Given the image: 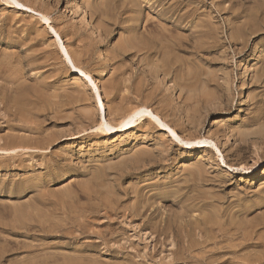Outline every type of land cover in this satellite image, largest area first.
I'll return each instance as SVG.
<instances>
[{
  "label": "rangeland",
  "instance_id": "1",
  "mask_svg": "<svg viewBox=\"0 0 264 264\" xmlns=\"http://www.w3.org/2000/svg\"><path fill=\"white\" fill-rule=\"evenodd\" d=\"M21 1L36 10L0 0V84L10 86H0V101L9 97L0 102L9 103L0 105V149H27L0 154V264H264V0ZM151 39L169 50L150 56ZM147 103L171 129L148 126L144 111L140 129L111 134L107 122ZM177 137L195 142L186 148ZM217 207L243 221L237 243L253 236L260 245L223 261L214 238L200 248L218 231ZM238 209H251L249 224Z\"/></svg>",
  "mask_w": 264,
  "mask_h": 264
},
{
  "label": "bare ground",
  "instance_id": "2",
  "mask_svg": "<svg viewBox=\"0 0 264 264\" xmlns=\"http://www.w3.org/2000/svg\"><path fill=\"white\" fill-rule=\"evenodd\" d=\"M24 1H25V0H24ZM27 1H28V0H27ZM74 1H75V0H67L68 5H69V6L73 5V4H74ZM179 1H180V0H179ZM6 2H7V3H6ZM6 2H5V3L8 4L9 7H17V8H20V9H21V8H28V9H30V11H34V10H36V9H34L33 7L27 5V4H26V1H25V2H22L21 0H6ZM169 2H170V1H169ZM30 3H31V2H30ZM177 3H178V2H177ZM177 3H176V4H177ZM182 3H183V2H182ZM184 3H185V2H184ZM186 3H187V2H186ZM170 4H172V3H170ZM189 4H190V3H189ZM162 5H163V4H162ZM187 6H188V5H187ZM181 7H182V6H181ZM178 8H179V7H178ZM28 9H27V10H28ZM172 9H173V8H172ZM172 9H171V10H172ZM182 9H183V8H182ZM166 10H167V9H166ZM174 10H175V9H174ZM37 12H38V11H37ZM83 12H84V14H85V11H83ZM176 12H177V10L175 11V13H176ZM188 12H189V11H188ZM35 13H36V12H35ZM38 13H39V12H38ZM161 13H162V12H161ZM167 13H168V12H167ZM169 13H170V12H169ZM178 13H179V12H178ZM40 14H41V13H39V15H40ZM46 14H47V13H46ZM46 14H45V15H46ZM160 15H161V14H160ZM174 15H175V14H174ZM42 16H43V15H42ZM132 16H133V15H132ZM45 17L47 18V16H45ZM127 17H128V16H127ZM168 17H169V16H168ZM168 19H170V17H169ZM166 26H167V25H166ZM167 27H168V26H167ZM167 27H166V28H167ZM196 28H197V26H196ZM129 29H130V28H129ZM168 29H169V28H168ZM151 31H152V29H151ZM158 31H159V29H158ZM200 31H201V30H200ZM164 32H165V31H164ZM154 33H155V32H154ZM159 33H160V32H159ZM159 33L157 32V33H155V34H159ZM165 33H166V32H165ZM146 34H147V33H146ZM152 34H153V33H152ZM168 34H169V33H168ZM165 35H166V34H165ZM169 35H170V34H169ZM178 35H179V34H178ZM180 35H181V34H180ZM149 36H150V35H149ZM157 36H158V35H156V36H154V37H156V39H157ZM160 36H161V35H159V37H160ZM181 36H182V38L184 37L183 35H181ZM143 37H146V36H143ZM152 37H153V35H152ZM159 37H158V38H159ZM164 37H165V36H164ZM164 37H163V38H164ZM172 37H174V36H172ZM176 37L178 38V36H176ZM148 38H149V37H148ZM161 38H162V37H161ZM161 38H159L160 41H161ZM182 38H180V39H178V40H181ZM139 39H140V37H139ZM145 39H147V37H146ZM168 39H169V37H168ZM136 40H137V39H136ZM148 40H150V39H148ZM166 40H167V39H166ZM171 40H172V38H171ZM173 40H174V39H173ZM182 40H183V39H182ZM138 41H140V40H138ZM138 41H136V42H138ZM151 41L153 42V46H150V44H149L150 47L147 48V49H148L147 51H145V52H147V54L150 53V56H152V55H153V56H156V55H158V54H161V53L163 52V50H164V47H165V50H166V47H168V46L170 47V45L168 44L169 42L167 43L168 46H166L167 44H166L165 42H164L165 44H164V43H159V42L155 41V39H154V40L151 39ZM140 42H141V41H140ZM171 42H172V41H171ZM176 42H177V39H176ZM178 42H179V41H178ZM178 42H177V43H178ZM187 42H188V40H187ZM127 43H128V42H127ZM131 44H133V43H131ZM139 44H140V43H139ZM143 44H144V42H143ZM145 44H146V46H147V43H145ZM128 45H129V44H128ZM171 45H172V44H171ZM124 46H125V45H124ZM133 46H134V45H133ZM133 46H131V47L134 48V49H136L135 47H138L139 45H138V46H135V47H133ZM174 46H175V45H174ZM174 46L172 47V49L174 48ZM169 47H168V48H169ZM138 48L140 49V47H138ZM161 48H162V49H161ZM168 48H167V50H169ZM175 48H176V47H175ZM185 48H186V46H185ZM185 48H184L183 45H182V46L180 45V46L178 47V49H179L180 51H183V52L185 51V52H187V49H185ZM178 49H177V50H178ZM137 50H138V49H137ZM137 50H136V52H137ZM167 50H166V51H167ZM140 51H141V49H140ZM140 51H138V54H140V53H139ZM142 51H144V50H142ZM136 52H135V53H136ZM172 53H173V52H171V54H172ZM174 53H175V52H174ZM174 53H173V54H174ZM177 53L179 54L180 52H176V54H177ZM126 54H127V53H126ZM141 54H142V53H141ZM144 54H145V53H144ZM144 54H143V55H144ZM169 54H170V52H169ZM169 54H168V55H169ZM171 54H170V58H171ZM176 54H175V55H176ZM178 54H177V55H178ZM133 56H134V55H133ZM180 56H181V55H180ZM173 57H174V55H173ZM173 57H172V58H173ZM175 57H176V56H175ZM144 58H145V57H144ZM151 58H152V57H151ZM155 58H156V57H155ZM159 58H160V57H158V59H159ZM166 58H167V57H166ZM179 58H180V57H179ZM179 58H178V60H180ZM181 58H182V57H181ZM140 59L142 60V59H143V56H141ZM140 59H139V61H141ZM160 59H161V58H160ZM160 59H159V60H160ZM163 59H164V57H163ZM168 59H169V58H168ZM135 60H136V59H135ZM151 60H152V59H150V61H151ZM156 60H157V59H156ZM164 60H165V59H164ZM166 60H167V59H166ZM176 60H177V58H176ZM176 60H174V62H176ZM178 60H177V61H178ZM144 61H145V60H144ZM142 62H143V61H142ZM145 62H146V61H145ZM153 62H154V61H153ZM161 62H162V61H161ZM165 62L167 63V61H165ZM165 62H163L162 64H164ZM168 62H169V60H168ZM170 62H171V59H170ZM172 62H173V61H172ZM174 62H173V64H174ZM140 63H141V62H140ZM146 63H147V62H146ZM151 63H152V62H151ZM155 63H156V62H155ZM178 63H179V62H178ZM147 64H148V63H147ZM171 64H172V63H171ZM171 64H170V65H171ZM173 64H172V66H173ZM152 65H154V63H152ZM157 65H158V63H157ZM165 65H166V64H165ZM170 65H169V66H170ZM158 66H159V65H158ZM175 66H176V63H175ZM175 66H174V67H175ZM159 67H160V66H159ZM163 67H164V66H163ZM165 67H166V66H165ZM74 68H75V70L78 69V70H76V71L79 72L78 74H80L81 76H84V70H82L81 68L77 67V65H75ZM180 68H181V67H180ZM1 69H2V68H1ZM154 69H155V68H154ZM161 69H162V68H161ZM168 69H169V67H168ZM172 69H173V68H172ZM182 69H183V67H182ZM79 70H80V71H79ZM149 70H150V71H153L152 67H151V69H149ZM169 70H170V69H169ZM1 71H3V70H1ZM4 71H6V70L4 69ZM12 71H13V70H12ZM147 71H148V70H147ZM150 71H149V73H150ZM154 71H157V72H158V68H156ZM159 71H160V70H159ZM170 71H171V70H170ZM177 71H178V69H177ZM6 72H7V71H6ZM9 72H10V71H9ZM102 72H105V69L102 70ZM106 72H107V71H106ZM166 72H167V71H166ZM151 73H152V72H151ZM163 73H164V71H163ZM169 73H171V72H169ZM169 73H166V74H169ZM3 74H4V73H3ZM10 74H11V73H10ZM10 74H9V76H10ZM117 74H118V73H117ZM155 74H156V73H155ZM18 75H19V74H18ZM152 75H153V74H152ZM152 75H151V76H152ZM3 76H4V75H3ZM13 76H14V75H13ZM153 76H154V75H153ZM167 76H168V75H167ZM0 77H1V76H0ZM149 77H150V75L148 76V79H149ZM148 79H147V82H148ZM150 80H152V79H150ZM153 80H154V79H153ZM154 81H155V80H154ZM129 82H130V81H129ZM149 82H150V81H149ZM6 83H7V82H6ZM9 83H12V82H9ZM152 83H153V82H152ZM0 86H1V88H3V87H4V88H7V87H5V86H2L1 84H0ZM7 86H8V85H7ZM9 87H10V86H9ZM9 87H8V88H9ZM137 87H138V86H137ZM139 87H140V85H139ZM8 88H7V89H8ZM105 88H106V87H105ZM141 88H142V86H141ZM155 89H156V88H155ZM11 90H12V88H11ZM106 90H107V89H106ZM106 90H105V91H106ZM156 90H158V88H157ZM4 91H5V89H4ZM110 91H112V90H110ZM137 91H138V89H137ZM154 91H155V90H154ZM0 92H1V91H0ZM7 92H8V90H7ZM10 92H11V91H10ZM12 92H13V91H12ZM112 92H113V91H112ZM128 92H129V91H128ZM135 92H136V91H135ZM139 92H140V91H139ZM141 92H143V91H141ZM144 92H145V90H144ZM144 92H143V93H144ZM146 92H147V91H146ZM146 92H145V93H146ZM23 93H24V92H23ZM137 93H138V92H137ZM151 93H153V92H150L148 96H150ZM0 94H1V93H0ZM4 94H5V93H4ZM9 94H11V93H9ZM12 94H13V93H12ZM21 94H22V93H21ZM21 94H20V95H21ZM126 94H127V93H126ZM135 94H136V93H135ZM140 94H142V93H140ZM140 94H139V96H140ZM147 94H148V92H147ZM2 95H3V93H2ZM2 95H1V96H2ZM7 95H8V94H7ZM7 95L5 94V96H7ZM109 95H110V94H109ZM117 95H118V94H117ZM131 95H132V94H131ZM137 95H138V94H137ZM155 95H156V94H155ZM157 95H158V93H157ZM157 95H156V96H157ZM183 95H184V94H183ZM8 96H9V95H8ZM11 96H12V95H11ZM13 96H14V95H13ZM24 96H25V95H24ZM27 96H28V95H26L25 97H27ZM135 96H136V95H135ZM145 96H147V95H145ZM145 96H144V98H145ZM152 96H153V95H152ZM164 96H165V95H164ZM2 97H3V96H2ZM17 97H18V96H17ZM21 97H22V96H21ZM21 97H20V98H21ZM132 97H133V96H132ZM132 97H131V99H130V98H128V99L132 100ZM137 97H138V96H137ZM158 97H159V95H158ZM166 97H167V96H166ZM23 98H24V97H23ZM28 98H29V96H28ZM146 98H149V97H146ZM150 98H151V97H150ZM152 98H153V97H152ZM154 98H155V97H154ZM156 98H157V97H156ZM156 98H155V99H156ZM160 98H161V97H160ZM164 98H165V97H164ZM2 99H4V97H3ZM2 99H1V101H2ZM5 99L9 100V97H6ZM5 99H4V100H5ZM18 99H19V98H18ZM133 99H134V98H133ZM161 99H162V98H161ZM30 100H31V99H30ZM30 100H29V102L32 103V101H30ZM86 100H87V98H86ZM130 100H129V101H130ZM137 100H138V99H137ZM137 100H136V101H137ZM140 100H141L140 102H142V103L144 102V100L142 101V98H140ZM152 100L154 101V99H152ZM152 100H151V101H152ZM157 100H158V99H157ZM162 100L165 101V99H162ZM1 101H0V102H1ZM15 101H17V100H15ZM15 101L13 102L14 104H15ZM18 101L20 102V99H19ZM18 101H17V102H18ZM136 101H135V102H136ZM148 101H149V100H148ZM3 102L5 103V101H3ZM9 102H11V100H10ZM19 102H18V103H19ZM112 102H113V101H112ZM137 102H138V101H137ZM140 102H139V103H140ZM145 102H147V101H145ZM145 102H144V103H145ZM154 102H155V101H154ZM161 102H163V101H161ZM4 103H1L2 105H1V104H0V105L3 106ZM11 103H12V102H11ZM148 103H149V102H148ZM148 103H147V105H140V106L137 105L136 107H133L134 109L132 108V110H130V112H129L128 114H126V115L122 118V120H120V122H119L117 125H115V126H111V125H109V123L107 122V123H106V124H107V128L109 129V131L111 132V134H117V133H120V132H126V131H128L129 129H131V128H135V127H138V128H139V127H142V125L145 123V121L142 119L143 115H146L144 111H147V113L149 114V118L147 119V120H148V124H149L148 126H151V127H154V128H160V130H163L164 128L171 129V128H170V125H171V124H170L169 122H167V120H166L165 118L162 119L161 117H159V115L157 114V112L154 111V109H150L149 106H148ZM150 103H152V102H150ZM7 104H9V103H7ZM7 104H6V105H7ZM23 104H24V103H22V105H23ZM27 104H29V103H27ZM32 104H33V103H32ZM87 104H88V103H87ZM112 104H113V103H112ZM152 104H154V103H152ZM4 105H5V104H4ZM6 105H5V106H6ZM17 105H19V104H17ZM30 105H31V104H30ZM114 105H115V103H114ZM149 105H151V104H149ZM28 106H29V105H28ZM88 106H89V105H88ZM169 106H170V105H169ZM6 107H7V106H6ZM6 107H5V108H6ZM12 107H13V106H12ZM16 107H18V106H16ZM21 107H22V106H21ZM167 107H168V106H167ZM8 108H9V107H8ZM14 108H15V107H14ZM14 108H13V109H14ZM24 108H25V107H24ZM24 108H22V110H23ZM26 108H27V107H26ZM28 108H29V107H28ZM240 108H241V107H240ZM1 109H2V108H1ZM13 109H12V110H13ZM3 110H4V109H3ZM241 110H242V109H241ZM17 111H18V110H17ZM28 111H29V109H28ZM110 111H111V109H110ZM4 112H5V111H4ZM24 112H25V111H24ZM39 112H41V111H39ZM26 113H27V112H26ZM89 113H91V112H89ZM118 113H119V112H118ZM126 113H127V112H126ZM141 114H142V115H141ZM0 115H1V114H0ZM56 115H57V114H56ZM58 115H59V114H58ZM85 115H86V114H85ZM123 115H124V114H123ZM5 116H6V115H5ZM38 116H39V115H38ZM49 117H50V116H49ZM51 117H53V116H51ZM57 117H58V116H57ZM27 118H28V117H27ZM84 118H85V117H84ZM37 119H38V118H37ZM85 119H86V118H85ZM13 120H14V119H13ZM38 120H39V119H38ZM87 120H88V119H87ZM115 120H116V119H115ZM156 120H157V122H156ZM168 121H169V120H168ZM24 122H25V121H24ZM43 122H44V121H43ZM4 123H5V121H4ZM111 124H112V123H111ZM184 125H185V124H184ZM180 128H181V127H180ZM34 129H35V128H34ZM39 129H40V128H39ZM100 129H101V128H100ZM139 129H140V128H139ZM41 131H42V130H41ZM182 131H183V130H182ZM37 132H38V131H37ZM173 132L175 133V131H173ZM41 133H42V132H41ZM143 137H144V136H143ZM15 138H20V139H21V137H18V136L15 137ZM146 138H147V137H146ZM177 138H178V140L180 141L181 146H182V145H183V147L186 146V148L191 147V145L195 142V141H191V140H183V139H181V137H180V138L177 137ZM20 139H19V140H20ZM25 139H26V138H25ZM25 139H23V137H22V141H25ZM27 140H28V139H26L25 142H27ZM29 140H30V139H29ZM29 140H28V141H29ZM35 140H36V139H35ZM35 140H34V141H35ZM32 142H33V141H32ZM32 142H31V143H32ZM36 142H37V141H36ZM38 142H39V141H38ZM40 142H41V141H40ZM23 143H24V142H23ZM23 143H22V144H23ZM27 143L31 144L30 142H27ZM13 144H14V141H13ZM17 144H18V143H17ZM180 144H179V145H180ZM14 145H15V144H14ZM18 145H19V144H18ZM26 145H27V144H26ZM19 146H21V145H19ZM22 146H23V145H22ZM24 146H25V143H24ZM28 146H30V145H27V147H28ZM31 146H32V145H31ZM70 146H71V145H70ZM75 146H76V145H75ZM162 146H163V145H162ZM16 147H17V146H16ZM25 147H26V146H25ZM160 148H162V147H160ZM163 148H164V147H163ZM165 148H166V147H165ZM168 148H169V147H168ZM29 149H31L32 152H33V151L35 152V149H32V148H30V147H29ZM25 150H27V149H25V148H20V147H18V148H14V147H13V149H0V154H4V155L7 154V155H10V156H18V154H19L21 151H25ZM62 150H63V149H62ZM162 150H163V149H162ZM159 151H161V150L159 149ZM170 151H171V149H170ZM36 152H37V151H36ZM43 152H44V150H43ZM142 152H143V151H142ZM161 152H163V151H161ZM161 152H160V155H161ZM24 153H25V152H24ZM24 153H23V154H24ZM28 153H29V152H28ZM63 153H64V152H63ZM163 153H164V152H163ZM163 153H162V154H163ZM167 153H168V152H167ZM164 154H165V153H164ZM65 155H66V154H65ZM134 157H135V156H134ZM164 157H165V155H164ZM20 158H21V157H20ZM132 158H133V157H132ZM14 159H16V158H14ZM89 174H90V173H89ZM92 174H93V173H92ZM67 175H68V174L63 175L62 179L66 178ZM60 180H61V179H60ZM43 188H44V187H43ZM71 189H72V188H71ZM43 190H44V189H43ZM43 190H41V191H43ZM67 191H68V189H67ZM133 191H134V190H133ZM45 192H46V191H45ZM45 192L43 191L42 193L45 194ZM68 192H69V191H68ZM69 193H70V192H69ZM71 193H72V192H71ZM82 193H83V192H82ZM62 194H63V193H62ZM62 194H61V195H62ZM72 194H73V193H72ZM240 194H241V193H240ZM66 195H67V193H66ZM258 195H259V194H258ZM160 196H161V195H160ZM216 196H217V195H216ZM245 196H246V195H245ZM263 196H264V195H263ZM263 196H261V197H263ZM89 197H90V196H89ZM89 197H88V198H89ZM142 198L145 199L144 197H142ZM244 198H245V197H244ZM75 199H76V198H75ZM211 199H212V198H211ZM224 199H225V198H224ZM240 199H241V198H240ZM240 199H239V200H240ZM252 199H253V198H252ZM89 200H90V198H89ZM89 200H88V201H89ZM140 200H141V199H140ZM237 200H238V199H237ZM249 200H251V199L249 198ZM253 200H255V199H253ZM253 200H252V201H253ZM263 200H264V198L262 199V201H263ZM108 201H109V200H108ZM161 201H162V200H161ZM179 201H181V200H179ZM185 201H186V200H185ZM242 201H243V200H242ZM245 201H246V200H245ZM247 201H248V199H247ZM145 202H146V201H144V204H143V202H142L141 204H142V205H146L149 201H147V203H145ZM165 202H166V201H165ZM187 202H188V201H187ZM240 202H241V201H240ZM107 203H108V202H107ZM158 203H159V202H158ZM175 203H176V202H175ZM175 203H174V205H175ZM178 203H179V202H178ZM211 203H212V202H211ZM246 203H247V202H246ZM261 203H262V202H261ZM136 204H137V203H136ZM136 204H135V205H136ZM138 204H139V203H138ZM172 204H173V203H172ZM185 204H186V203H185ZM189 204H190V203H189ZM189 204H188V205H189ZM196 204H197V203H196ZM198 204H199V203H198ZM198 204H197V205H198ZM221 204H222V203H221ZM230 204H231V203H230ZM232 204H233V203H232ZM234 204H235V202H234ZM236 204H237V203H236ZM238 204H240V203H238ZM102 205H103V204H102ZM102 205H101V206H102ZM126 205H127V204H126ZM170 205H171V204H170ZM174 205H173V206H174ZM176 205H177V204H176ZM176 205H175V206H176ZM218 205H219V203H218ZM223 205H224V203H223ZM223 205H222V206H223ZM226 205H227V204H226ZM253 205H254V204H253ZM258 205H261V204H260V203H257V204L255 205V207L257 208ZM101 206H100V207H101ZM129 206H131V205H129ZM148 206L150 207V204H148ZM157 206H158V205H157ZM179 206H180V205H179ZM181 206H182V205H181ZM183 206H184V203H183ZM192 206H193V204H192ZM200 206H201V205H199L198 207H200ZM207 206H208V205H207ZM222 206H221V207H222ZM232 206H233V205H232ZM240 206H242V205H240ZM246 206H247V204H246ZM74 207H75V206H74ZM132 207H133V206H132ZM141 207H142V206H141ZM144 207H145V206H144ZM146 207H147V206H146ZM210 207H211V206H210ZM219 207H220V206H219ZM227 207H228V206H227ZM229 207H230V205H229ZM253 207H254V206H253ZM258 207H259V206H258ZM262 207H263V206H262ZM97 208H98V207H97ZM129 208H130V207H129ZM171 208H172V207H171ZM178 208H179V207H178ZM180 208H181V207H180ZM193 208H194V207H193ZM203 208H204V207H203ZM205 208H206V207H205ZM222 208L225 209V206L222 207ZM236 208H237V207H236ZM100 209H101V208H100ZM135 209H136V208H135ZM143 209L146 210V208H143ZM143 209H142V210H143ZM147 209H148V211L150 210L149 208H147ZM169 209H170V206H169ZM182 209L184 210L183 207H182ZM194 209H195V208H194ZM198 209H199V208H198ZM198 209H197V210H198ZM200 209H201V208H200ZM229 209H230V208H229ZM234 209H235V207H234ZM253 209H254V208H253ZM259 209H260V208H259ZM97 210L99 211V208H98ZM97 210L95 211V213L97 212ZM102 210H103V209H102ZM170 210H171V209H170ZM188 210H189V209H188ZM201 210H202V209H201ZM201 210H199V211L202 213L204 210H202V211H201ZM231 210H232V208H231ZM238 210H239V211L241 210V211L239 212L240 214H237V215H242V216L244 217V223H247L246 221L249 220V219H246V218H247V217L249 216V214L251 213V209H244V210H242V209H238ZM255 210H256V209H255ZM139 211H141V209H139ZM146 211H147V210H146ZM146 211H143L142 215H144V212H146ZM184 211H185V210H184ZM193 211H194V210H193ZM207 211H208V209H207ZM207 211H206V212H207ZM209 211H210L209 213L212 214V211H211V210H209ZM217 211H218V207H217ZM252 211H253V210H252ZM260 211H261V210H260ZM263 211H264V210H263ZM56 212H57V211H56ZM99 212H101V211H99ZM99 212H97V213H99ZM102 212H103V211H102ZM129 212H131V211H129ZM129 212H128V213H129ZM137 212H138V211H137ZM162 212H163V211H162ZM180 212H181V211H180ZM190 212H191V211H190ZM190 212H188V214H189ZM197 212H198V211H197ZM206 212H205L204 214L207 215V217H208V214H207ZM215 212H216V210H215ZM218 212H220V213H219V216H218V217H219V218H218V222L216 223V225H218V228H217L218 231H217L215 237H214V236H213V237L211 236L212 239H211V237L208 239V237L206 236L207 238L204 239V240H202V239H203V237H202V239H201L202 241L200 242V240H199V242H200V243H199L200 248H201V247L205 248V246L208 245L207 243H212V242H209V241H213V240L215 239L214 242H215V244L217 245V246H215V247H216L217 250L219 251V253H220L219 256L221 255L220 258H221V260H222V258H223L226 254H228V256H229V253H231V254H236L237 251H239L238 248L241 247V246H244L245 248H246V247H250V248H252V247H258V245H260L259 242H255V243H252L253 241H252V242H249L250 240H253V238H252L253 236H252L251 239H250V236H251V235H249V239H250V240L248 241L249 243H248V242L246 243V245H245V244L243 245L241 242H240V243H237V242H236V241H237V238H238V239H241V238H239L240 236H239V233H238V230H239L238 225H239V224H238V225L236 224V223H238V221H241L240 218H239V220H237V222H235L238 216L235 215L236 218H235V221H234V220H233V217H229V219H228V218L224 215V213H223V209H222V210L220 209V211H218ZM218 212H217V213H218ZM226 212H227V211H226ZM228 212H229V211H228ZM235 212H236V211H235ZM237 212H238V211H237ZM257 212H258V211H257ZM257 212H256V213H257ZM97 213H96V215H98ZM106 213H107V212H106ZM147 213H148V212H147ZM158 213H159V212H158ZM176 213H177V212H176ZM186 213H187V212H186ZM194 213H196V212H194ZM194 213H192V214L195 215ZM201 213H200V214L198 213V214H199L198 217H201L200 219L203 220L202 222H206V220H204V218H205V217L203 216L204 214L202 213L203 219H202V216H200ZM217 213H216V214H217ZM258 213H259V212H258ZM131 214H132V213H131ZM139 214H140V213H139ZM139 214H138V215H139ZM148 214H149V213H148ZM154 214H156V213H154ZM154 214H153V215H154ZM161 214H162V213H161ZM211 214H209V220H210V215H211ZM71 215H72V214H71ZM103 215H104V214H103ZM109 215H110V214H109ZM126 215H127V214H126ZM132 215H133V214H132ZM146 215H147V214H146ZM165 215H166V214H165ZM168 215H169V214H168ZM171 215H172V214L169 215V220H170V216H171ZM181 215H184V216H182V217H184V219H186V218H185V216H186L185 214H182V213H181ZM193 215H191V216L194 218L195 216H193ZM196 215H197V214H196ZM252 215H253V214H252ZM258 215H259V214H258ZM261 215H262V214H261ZM134 216H136V215H134ZM154 216H155V215H154ZM163 216H164V215H163ZM172 216H174V215H172ZM189 216H190V215H188L187 218H189ZM232 216H233V215H232ZM105 217H106V216H105ZM129 217H131V216H129ZM129 217H128V218H129ZM137 217H138V216H137ZM139 217H141V216H139ZM156 217H157V216H156ZM161 217H162V216H160V219H159V217H158L157 222H156L157 224H159V226H160V223H161V222L158 223V220L161 221V220L163 219V218L161 219ZM174 217H175V216H174ZM176 217L181 218V216H176ZM211 217H213V216L211 215ZM240 217H241V216H240ZM51 218H52V217H51ZM144 218H145V215H144ZM146 218H147V217H146ZM146 218H145V219H146ZM151 218H152V217H151ZM153 218H154V217H153ZM153 218H152V219H153ZM165 218L168 219V217H165ZM172 218H173V217H172ZM190 218H191V217H190ZM190 218H189V219H190ZM214 218H215V217H214ZM225 218H227V219H225ZM258 218H259V217H258ZM260 218H261V217H260ZM263 218H264V217H263ZM100 219H101V218H100ZM103 219H104V218H103ZM121 219H122V218H121ZM137 219H138V218H137ZM167 219H166V220H167ZM173 219H174V218H173ZM176 219H177V218H176ZM189 219H188V220H189ZM195 219H196V218H195ZM195 219H194V220H195ZM206 219H207V218H206ZM251 219H252V218H251ZM93 220H94V219H93ZM101 220H102V219H101ZM141 220H142V219H141ZM147 220H148V218H147ZM147 220H146V221H147ZM194 220H193V222H194ZM196 220H197V219H196ZM196 220H195V221H196ZM212 220H213V219H212ZM212 220H210V221H212ZM242 220H243V219H242ZM252 220H253V219H252ZM255 220H256V219H255ZM263 220H264V219H263ZM155 221H156V220H155ZM162 221H163V220H162ZM173 221L175 222V220H173ZM176 221L178 222V220H176ZM180 221H182V220L179 219V222H180ZM184 221H185V220H184ZM184 221H183V222H184ZM190 221H191V219H190ZM259 221H261V220H259ZM148 222H149V220H148ZM166 222L169 223V221H166ZM183 222H182V223H183ZM186 222H187V221H186ZM186 222H184V224H185ZM188 222H189V221H188ZM193 222L191 221V222H189V223H193ZM199 222H200V221H199ZM199 222L196 221V223H199ZM213 222H214V224H215V221H214V220H213ZM241 222H242V224H243V221H241ZM156 223H155V225H156ZM162 223H163V222H162ZM168 223H167V224H168ZM171 223H172V222H170L169 224H171ZM189 223H186V224L189 226ZM196 223H194V224H196ZM211 223H212V222H211ZM256 223H258V221H257ZM256 223H255V224H256ZM262 223H263V222H261V224H262ZM146 224H147V223H146ZM173 224H174V223H173ZM242 224H240V225L244 227V225H242ZM247 224H249V222H248ZM263 224H264V223H263ZM151 225H152V224H151ZM181 225H182V224H181ZM190 225H191V224H190ZM202 225H203V224H202ZM202 225H201V226H202ZM205 225H207V223H206ZM208 225H209V222H208ZM253 225H254V224H253ZM259 225H260V224H259ZM148 226H149V225H148ZM152 226H153V225H152ZM152 226H151V228H152ZM156 226H157V225H156ZM156 226H154V228H155ZM169 226L172 227V226H174V225L171 224V225H169ZM175 226H176V223H175ZM175 226H174V227H175ZM177 226H179V224H177ZM182 226H183V225H182ZM182 226H181V227H182ZM194 226H195V225H194ZM194 226H193V227H194ZM199 226H200V225L197 224V227H198L197 230H199ZM211 226H212V227L210 228V230L212 231V230H213V229H212V228H213V224H212ZM260 226H261V225H260ZM163 227H165V226H163ZM167 227H168V226H167ZM167 227H166V229H167ZM179 227H180V226H179ZM179 227H177L176 229H178ZM181 227H180V228H181ZM207 227H208V226H207ZM209 227H210V225H209ZM248 227H249V226H248ZM253 227H254V226H253ZM257 227H258V225L256 226V228H257ZM157 228H161V226H160V227L157 226ZM180 228H179V229H180ZM200 228H202V227H200ZM203 228H204V226H203ZM246 228H247V227H246ZM256 228H254V229H256ZM259 228H261V227H259ZM124 229H125V228H124ZM135 229H136V228H135ZM161 229L163 230V228H161ZM164 229H165V228H164ZM169 229H170V228H169ZM173 229L175 230V228H173ZM179 229H178V230H179ZM184 229H185V228H184ZM184 229H183V230H184ZM187 229H188V227H187ZM187 229H186V230H187ZM204 229L206 230V227H205ZM243 229H244V228H243ZM243 229H242V232L247 233V232H245L246 230L244 229V231H243ZM247 229H250V228H247ZM251 229H252V228H251ZM143 230H144V229H143ZM150 230H151V229H150ZM158 230H159V229H157V230L155 229L154 231H156L157 233H156V232H153V233H156V235H158V233L161 232L160 230H159V232H158ZM171 230H172V228H171ZM174 230H173V231H174ZM186 230H184V231H186ZM195 230H196V229H195V227H194V230H193V231H195ZM207 230H208V229H207ZM256 230H257V229H256ZM256 230H255V231H256ZM152 231H153V230H152ZM152 231H151V232H152ZM175 231H176V230H175ZM188 231H189V230H188ZM213 231L215 232V230H213ZM239 231H240V230H239ZM248 231H249V230H248ZM114 232H115V231H114ZM171 232H172V231H171ZM171 232H170V234H171ZM190 232H191V231H190ZM199 232H200V231H199ZM201 232H203V231H201ZM250 232L253 233V231L251 230V231L248 232V234H251ZM73 233H74V232H73ZM125 233H126V232H125ZM165 233H167V232H165ZM165 233H164V234H165ZM180 233H181V232H180ZM191 233H192V232H191ZM204 233H205V232H204ZM244 233H242V234H244ZM262 233H263V231H262ZM262 233H261V235L258 234V236H259V237L263 236ZM149 234H150V233H149ZM161 234H163V233L161 232ZM167 234H168V233H167ZM167 234H166V236H167ZM175 234H178V233H175ZM186 234H188V232H186L185 235H186ZM193 234H194V233H193ZM193 234H191V236H194V235H195V234H194V235H193ZM206 234H207V235L209 234L208 231L206 232ZM213 234H214V233H213ZM240 234H241V233H240ZM248 234H247V235H248ZM253 234H254V233H253ZM168 235H169V234H168ZM171 235H173V234H171ZM188 235H189V234H188ZM196 235H197V233H196ZM196 235H195V236H196ZM198 235H201V234H198ZM202 235H203V234H202ZM247 235H245V236H247ZM131 236H132V235H131ZM166 236H165V237H166ZM174 236H175V235H174ZM178 236H179V235H178ZM189 236H190V235H189ZM208 236H209V235H208ZM237 236H239V237H237ZM242 236H243V235H242ZM156 237H157V236H156ZM156 237H155V238H156ZM159 237H160V236H159ZM168 237H169V236H168ZM176 237H177V236H176ZM187 237H188V236H187ZM146 238H147V237H146ZM172 238H173V237H172ZM179 238H180V237H179ZM194 238H196V237H194ZM200 238H201V237H200ZM204 238H205V237H204ZM213 238H214V239H213ZM244 238H245V237H244ZM246 238H247V237H246ZM255 238H257V237H255ZM255 238H254V240H257V239H258V238H257V239H255ZM149 239H150V238H149ZM157 239H158V238H157ZM163 239H164V236H163ZM170 239H171V238H170ZM186 239H187V238H186ZM186 239H183V240H186ZM192 239H193V238H192ZM192 239H191V242H192ZM197 239H198V238H196V240H197ZM176 240H177V239H176ZM176 240H174V241H176ZM180 240H181V239H180ZM180 240H179V241H180ZM189 240H190V239H189ZM247 240H248V239H247ZM163 241H165V240H163ZM167 241H168V240H167ZM179 241H178V242H179ZM193 241H194V239H193ZM239 241H240V240H239ZM245 241H246V240H245ZM263 241H264V240H263ZM263 241H262V242H263ZM156 242H158V241H156ZM182 242H183V241H182ZM197 242H198V241H197ZM197 242H196V243H197ZM262 242H261V243H262ZM160 243H161V242H160ZM163 243H164V242H163ZM167 243H168V242H167ZM176 243H177V242H175V244H176ZM165 244H166V242H165ZM182 244H183V243H182ZM192 244L195 245L194 242H193ZM192 244H191V245H192ZM205 244H206V245H205ZM215 244H214V245H215ZM138 245H139V244H138ZM168 245H169V244H168ZM183 245H184V244H183ZM189 245H190V244H189ZM204 245H205V246H204ZM212 245H213V244H212ZM263 245H264V244H263ZM162 246H163V245H162ZM162 246H161V248H162ZM180 246H181V245H180ZM184 246H185V245H184ZM186 246H187V245H186ZM149 247H150V246H149ZM153 247H154V246H153ZM163 247H164V246H163ZM210 247H212V246L209 245V249H211ZM178 248H179V247H178ZM261 248H262V246H261ZM176 249H177V248H176ZM185 249H187V248H185ZM191 249H192V246H191ZM205 249H207V248H205ZM205 249H203V250H205ZM212 249H213V248H212ZM240 249H241V248H240ZM262 249H264V246H263ZM177 250H178V249H177ZM192 250H193V249H192ZM192 250H191V251H192ZM195 250H196V248H195ZM198 250H199V249H198ZM203 250H201V251H203ZM207 250H208V249H207ZM242 250H243V249H242ZM245 250H246V249H245ZM248 250H249V249H248ZM250 250L252 251V249H250ZM253 250H254V249H253ZM256 250H257V249H256ZM162 251H163V249H162ZM179 251H180V250H179ZM179 251H178V252H179ZM182 251H183V250H182ZM196 251H197V250H196ZM205 251H206V250H205ZM205 251L203 252V255L206 253ZM213 251H214V250H213ZM215 251H216V250H215ZM240 251H241V250H240ZM240 251H239V252H240ZM150 252H151V251H150ZM172 252H173V251H172ZM174 252H175V251H174ZM176 252H177V251H176ZM180 252H181V251H180ZM192 252H194V250H193ZM207 252L210 253V251H207ZM244 252H245V251H244ZM247 252H248V251H247ZM254 252L256 253V251H254ZM263 252H264V250H263ZM187 253H188V252H187ZM196 253H197V252H196ZM198 253H199V252H198ZM213 253H214V252H213ZM213 253H211V255H212ZM215 253H216V252H215ZM251 253H252V252H251ZM251 253H250V254H251ZM260 253H262V251H260L258 254H260ZM84 254H85V253H84ZM168 254H169V252H168ZM184 254H185V253H184ZM199 254H200V253H199ZM217 254H218V253H217ZM238 254H240V253H238ZM244 254H246V253H243L242 255H244ZM248 254H249V253H248ZM258 254H257V255H258ZM158 255H159V254H158ZM164 255H165V254H164ZM195 255H196V254H195ZM195 255H193V259H194V256H195ZM200 255H202V252H201ZM211 255H210V256H211ZM213 255H214V254H213ZM213 255H212V256H213ZM236 255H237V254H236ZM242 255H241V256H242ZM252 255H253V254H252ZM79 256H80V255H79ZM174 256H175V255H174ZM176 256H177V255H176ZM184 256H185V255H184ZM184 256H181V257H184ZM190 256H191V255H190ZM190 256H189V257H190ZM222 256H223V257H222ZM231 256H232V255H231ZM234 256H235V255H234ZM186 257H187V256H186ZM191 257H192V256H191ZM197 257H198V256H197ZM207 257H208V255H207ZM213 257H214V256H213ZM229 257H230V256H229ZM232 257H233V256H232ZM242 257H243V256H242ZM244 257H245V256H244ZM252 257H254V256H251V258H252ZM257 257H258V256H257ZM48 258H49V257H48ZM162 258H163V257H162ZM171 258H172V257H171ZM173 258H174V257H173ZM175 258H176V257H175ZM179 258H180V257H179ZM179 258H178V259H179ZM195 258H196V256H195ZM203 258H204V257H203ZM214 258L216 259V255H215ZM214 258H213L212 261H215ZM220 258H219V259H220ZM227 258H228V257H227ZM246 258H247V257H246ZM248 258H249V257H248ZM258 258L260 259V257H258ZM263 258H264V257H263ZM156 259H157V257H156ZM186 259H187V258H186ZM186 259H185V260H186ZM206 259H207V258H205L204 260H206ZM211 259H212V258H211ZM217 259H218V257H217ZM223 259H224V258H223ZM240 259H241V258H240ZM240 259L238 258V260H240ZM169 260H170V259H169ZM169 260H168L167 262H169ZM181 260H182V259H181ZM183 260H184V258H183ZM187 260H189V259H187ZM207 260H210V257H209V259H207ZM221 260H220V261H221ZM230 260H231V259H230ZM230 260H229V261H230ZM232 260L234 261V259H232ZM232 260H231V262H233ZM242 260H243V259H241V261H242ZM250 260H251V259H250ZM250 260H248V262H249ZM256 260H257V259H256ZM261 260L263 261V259H261ZM50 261H51V260H50ZM158 261H159V260H158ZM172 261L174 262V260H172ZM175 261H176V259H175ZM189 261H190V260H189ZM191 261H194V260L191 259ZM200 261H201V259H200ZM222 261H223V260H222ZM246 261H247V259H246ZM167 262H165V263H167ZM180 262H181V261H180ZM194 262H195V261H194ZM197 262H199V261H196V263H197ZM203 262H204V261H203ZM205 262H206V261H205ZM231 262H230V263H231ZM236 262H237V261H236ZM251 262H252V261H251ZM255 262H256V261H255ZM161 263H162V262H161ZM163 263H164V261H163ZM165 263H164V264H165ZM174 263H175V262H174ZM186 263H190V262H187V261H186ZM200 263H201V262H200ZM200 263H199V264H200ZM207 263H208V262H207ZM209 263H210V262H209ZM227 263H228V262H227ZM240 263H241V262H240ZM260 263H261V262H260ZM262 263H263V262H262ZM159 264H160V263H159ZM182 264H183V263H182ZM190 264H191V263H190ZM192 264H193V263H192ZM221 264H222V263H221ZM223 264H224V263H223ZM234 264H235V262H234ZM237 264H238V263H237ZM252 264H255V263H252ZM258 264H259V262H258Z\"/></svg>",
  "mask_w": 264,
  "mask_h": 264
}]
</instances>
